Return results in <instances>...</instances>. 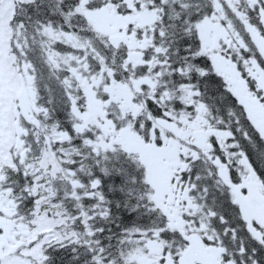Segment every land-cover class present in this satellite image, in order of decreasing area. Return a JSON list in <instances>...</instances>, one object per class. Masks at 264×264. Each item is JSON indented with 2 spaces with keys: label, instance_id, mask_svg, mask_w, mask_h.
<instances>
[{
  "label": "snow or ice",
  "instance_id": "obj_1",
  "mask_svg": "<svg viewBox=\"0 0 264 264\" xmlns=\"http://www.w3.org/2000/svg\"><path fill=\"white\" fill-rule=\"evenodd\" d=\"M0 264H264V0H0Z\"/></svg>",
  "mask_w": 264,
  "mask_h": 264
}]
</instances>
